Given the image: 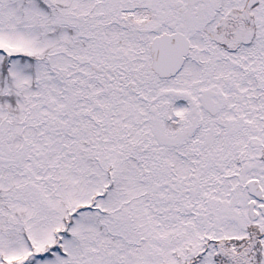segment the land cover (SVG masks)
<instances>
[{
	"label": "snow or ice",
	"instance_id": "1",
	"mask_svg": "<svg viewBox=\"0 0 264 264\" xmlns=\"http://www.w3.org/2000/svg\"><path fill=\"white\" fill-rule=\"evenodd\" d=\"M0 264H264V0H0Z\"/></svg>",
	"mask_w": 264,
	"mask_h": 264
}]
</instances>
